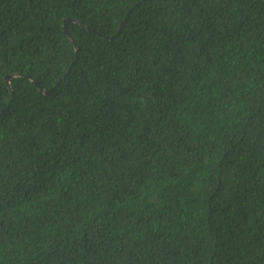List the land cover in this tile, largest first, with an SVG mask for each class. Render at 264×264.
<instances>
[{"label":"trees","instance_id":"16d2710c","mask_svg":"<svg viewBox=\"0 0 264 264\" xmlns=\"http://www.w3.org/2000/svg\"><path fill=\"white\" fill-rule=\"evenodd\" d=\"M0 264H264V0H0Z\"/></svg>","mask_w":264,"mask_h":264},{"label":"water","instance_id":"95a60500","mask_svg":"<svg viewBox=\"0 0 264 264\" xmlns=\"http://www.w3.org/2000/svg\"><path fill=\"white\" fill-rule=\"evenodd\" d=\"M68 22H75V23H78V24H80L81 26H84L83 24H81L79 21H77V20H71V21H69L68 19L67 20H65V24H64V27H66V23H68ZM120 27V26H119ZM68 37H69V35H68ZM69 39L72 41V39L69 37ZM14 77H25V76H22V75H20V74H11V75H8V76H6L5 77V82H6V84H7V86L9 87V88H11V85H10V81H11V79L12 78H14ZM30 81L35 85V86H37V88H38V90H39V93H42V94H47V93H49V92H51L52 90H53V88H50V89H43L36 81H34L33 79H30ZM59 82V81H58ZM57 82V83H58Z\"/></svg>","mask_w":264,"mask_h":264}]
</instances>
